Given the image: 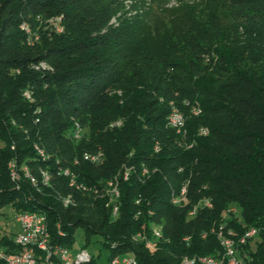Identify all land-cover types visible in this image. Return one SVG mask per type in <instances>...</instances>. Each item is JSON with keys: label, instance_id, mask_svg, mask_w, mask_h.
<instances>
[{"label": "trees", "instance_id": "obj_1", "mask_svg": "<svg viewBox=\"0 0 264 264\" xmlns=\"http://www.w3.org/2000/svg\"><path fill=\"white\" fill-rule=\"evenodd\" d=\"M145 1L111 21L118 0H0V205L45 213L69 247L78 226L100 235L108 256L92 264L222 260L224 221L237 240L259 227L237 247L242 264H264V0ZM0 242L18 249L13 233Z\"/></svg>", "mask_w": 264, "mask_h": 264}, {"label": "built area", "instance_id": "obj_2", "mask_svg": "<svg viewBox=\"0 0 264 264\" xmlns=\"http://www.w3.org/2000/svg\"><path fill=\"white\" fill-rule=\"evenodd\" d=\"M54 19L51 17L49 20L54 22ZM25 30L33 34L31 28H25ZM37 36V34H34L31 39H35ZM168 120L172 126H180V116L169 115ZM13 170H15L19 179V170L15 167V163ZM58 171L59 173L63 172L68 175L75 173L74 171H67L64 168ZM124 174H126L127 178L128 171L126 170ZM109 182H114L113 178H110ZM111 196L113 199H116L119 193H114ZM185 196L186 189H183L182 186L181 196L174 197L173 200L177 202L178 199H185ZM113 209L114 212L118 211V205L114 204ZM231 211H237V206ZM16 218L20 229L13 233V235L18 249L7 250L5 245L0 242V259L4 260L7 264H92L93 255H88V248L81 247L75 255H71L69 246L56 243L53 238H50L45 228V220H48V218L44 217V214L24 209L17 212ZM225 223V221L220 223L216 226L215 230L220 241L231 239V246L229 249H224L222 260H212V255H200L198 258H187V264H222L224 261H226V264H242L243 259L238 253L237 246L246 241L249 232H258L259 227L256 225L249 226L241 236H238L237 240L233 234H229V236L221 235V224ZM105 264H136V255H130L129 253L116 254Z\"/></svg>", "mask_w": 264, "mask_h": 264}, {"label": "rangeland", "instance_id": "obj_3", "mask_svg": "<svg viewBox=\"0 0 264 264\" xmlns=\"http://www.w3.org/2000/svg\"><path fill=\"white\" fill-rule=\"evenodd\" d=\"M118 1L120 2V5H122V6L120 9H118L116 11L115 15L112 16L111 21H116L117 16L120 13H122V11L126 10L130 4H134L135 2L140 1V0H118ZM141 3H148V2L145 0L144 1L141 0ZM150 15H152L153 18H155V16L168 17V12L162 11L161 8H159V7H153L151 9ZM54 23H55L56 28L58 30L62 29V26L58 21L54 22ZM219 27H221V26H219ZM222 27L225 30V32L229 33L231 36H237L239 38L241 37L240 33L235 32L236 31V29H234L235 27H230V28L225 27V26H222ZM22 28L25 29V28H31V27H29L27 23L23 22ZM37 35L39 36L38 33H37ZM38 36H37V38H38ZM31 40H33V39H30V41ZM25 94L27 96H30V92L28 90L25 92ZM177 109H179V108L177 107ZM179 110H181V109H179ZM185 121H186V119H185ZM75 130H76V127H74V129H73V135L75 134L74 135L75 137H79L81 134V128L79 129V135L76 134ZM12 163H14V161L11 162L10 165ZM11 173H12V171H11ZM43 176L45 177V175H43ZM205 199H207V198H203L202 200H200V202L203 204L205 202ZM230 207H231L230 209L233 210L235 205H231ZM17 212H18L17 209L13 206L12 203H5V204L0 205V237L5 232L15 233L20 229L19 222L17 221V218H16ZM225 224H222L223 227L225 226ZM155 229L161 231L160 227L156 226ZM152 246H153V243H152ZM81 247L88 248V251L90 252V254L97 256L99 261H105L107 259L108 248L103 245V242L101 240L100 235L92 233V234H90L89 239H87L85 229L82 226H78V227H76V231H75L74 243L70 247V254L75 255L76 252L78 250H80ZM99 252H101V255L98 256Z\"/></svg>", "mask_w": 264, "mask_h": 264}, {"label": "bare ground", "instance_id": "obj_4", "mask_svg": "<svg viewBox=\"0 0 264 264\" xmlns=\"http://www.w3.org/2000/svg\"><path fill=\"white\" fill-rule=\"evenodd\" d=\"M195 112H199V111L196 110ZM171 116H180V119H181V121H180V126H179V127H178V126H173V127H175L178 131H180V129L183 127L184 122H185V119H184L183 114H182L178 109H173V111H172V113H171ZM79 127H80V126H79ZM79 129H80V128H78V126H77V130H75V131H76V134H78V135H79ZM206 131H207V130H203L202 132H206ZM74 135H75V134H74ZM41 153H42V151H41ZM84 158H86V159H90V160L95 161V162H98V161L101 160V155H99V154H98V155H94V156L85 155ZM13 169H14V163L11 164V171H12L11 174H12V177H13V178L18 179V176H17V174L15 173V170H13ZM19 174H20V173H19ZM27 175H29L28 172H27ZM43 175H45V177H44V182L47 183V182L50 180V175H49L47 172H45V171H43ZM125 175H126V174H125ZM71 176H72V175H71ZM19 178H20V175H19ZM32 180L35 181V179H34L33 177H32ZM49 182H50V181H49ZM112 183H114V182H109V183L107 184V187H106V188H108V190L111 192V194L119 193L118 189L112 186ZM71 185H75L76 188L78 187V188H80V189H81V188H83V189H85V190L87 189L86 185H84L83 183H78V182H76V180H75L74 177L71 178ZM178 200H185V199H178ZM63 201H64V204H65V205H68V204L73 203L74 200L72 199L71 195H69V196L65 197ZM205 204L208 205V206H211V204H210L208 201H207ZM116 212H117V211H115L114 213H116ZM195 212H196V210L192 211V213H195ZM39 213H40V214H44V217H46V214H45V213L40 212V211H39ZM58 225H59V224H58ZM45 228L47 229V231H48V233H49V235H50V238H52V237H51L50 230H49V227H48V221H47V220H45ZM60 233H63V232L60 230ZM255 233H258V232H249V233H248V236L246 237V239H248L249 237L254 236ZM155 234L157 235V237H159V236H160V230H156V229H155ZM229 234H232V232L229 231L227 236H229ZM221 235L224 236V234H223L222 232H221ZM222 244L225 246V249H229L230 246H231V239H223V240H222ZM148 245H149V246H152V242H149ZM88 255H91L89 251H88ZM130 255H131V254H130ZM187 258H189V257H185V258H184V260H183L184 264H187ZM212 260H217V259H216L215 257L212 256ZM136 264H138V260H137V258H136Z\"/></svg>", "mask_w": 264, "mask_h": 264}]
</instances>
